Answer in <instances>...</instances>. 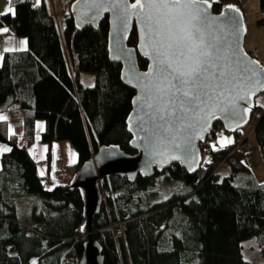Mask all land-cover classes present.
Here are the masks:
<instances>
[{
	"label": "trees",
	"instance_id": "obj_1",
	"mask_svg": "<svg viewBox=\"0 0 264 264\" xmlns=\"http://www.w3.org/2000/svg\"><path fill=\"white\" fill-rule=\"evenodd\" d=\"M11 5L13 15H1L0 26L25 38L27 50L6 53L0 67V111L12 103L23 111L21 138L0 122V142L10 149L0 154V264H78L88 234L100 244L104 264H251L242 253L248 239L264 254V187L234 183V174L245 169L232 156L237 144L210 151L191 174L177 165L168 168L161 175L180 180L182 188L163 203L147 206L141 199L160 174L100 181L102 205L90 223L79 192L68 188L72 176L45 187L27 151L35 122L44 121L40 141L49 149L71 144L75 172L102 146L135 153L126 125L135 92L121 82V65L108 57L107 17L96 29H77L69 12L59 26L46 0ZM212 5L218 12L224 5L238 6V0ZM260 6L264 21V0ZM127 45H137L134 28ZM137 64L147 67L140 57ZM82 73L94 76L92 86L81 82ZM253 134L264 162V110ZM217 162L230 165L232 173L221 177ZM120 223L125 230L117 244L111 226L117 230Z\"/></svg>",
	"mask_w": 264,
	"mask_h": 264
},
{
	"label": "water",
	"instance_id": "obj_2",
	"mask_svg": "<svg viewBox=\"0 0 264 264\" xmlns=\"http://www.w3.org/2000/svg\"><path fill=\"white\" fill-rule=\"evenodd\" d=\"M133 3L135 0H127L129 6ZM127 12L130 16L125 21L124 5L115 6V0H74L69 7L77 29L85 26L96 29L105 17L108 18V57L121 65V82L135 92L126 119L127 131L132 137L129 145L135 153L127 154L117 145L102 146L70 179L68 188L79 192L87 223L100 213V181L119 177L133 182L138 176L151 178L162 174L172 165L189 174L195 172L202 162L201 146L214 126L220 124L228 133L243 128L255 109V98L264 93V87L258 85L255 78L247 79L251 72L245 70L257 67L253 61L258 62L260 68L264 65L244 48L246 28L238 6L224 5L214 12L212 3L198 0L197 7L154 11L152 25L156 27L158 19L166 34L171 30V39L164 40L163 46L155 34L151 39L145 35V20L138 16L145 17L147 9L141 12L129 7ZM133 28L137 45L130 47L127 41ZM190 31L197 37L196 43L203 35V50L209 53L204 58L210 65L205 81L208 91L211 92L216 83L213 74L219 77L223 72L222 79L230 83L222 90V95H216L202 111L185 114L180 108V99L165 107L167 97L161 99L157 91L170 69L166 63L159 62L166 56L160 55L157 59L156 50L166 52L170 59L177 45H192V40L188 39ZM138 57L147 61L145 70L139 69ZM78 264H104L101 246L89 234Z\"/></svg>",
	"mask_w": 264,
	"mask_h": 264
},
{
	"label": "rangeland",
	"instance_id": "obj_3",
	"mask_svg": "<svg viewBox=\"0 0 264 264\" xmlns=\"http://www.w3.org/2000/svg\"><path fill=\"white\" fill-rule=\"evenodd\" d=\"M207 1L214 3L220 0ZM54 2V7L48 2L49 10H52L58 22H62L63 17L56 12V1L54 0ZM238 7L243 15L246 28L244 48L251 52L252 55L254 54L255 56H251L264 65V21L260 0H238ZM53 8L55 11H53ZM81 82L86 86H92L94 84V76L89 73H82ZM261 115L262 109L260 107L255 108L251 113L248 123L236 133H228L220 124H217L214 128L213 137L207 141V145L202 151L201 156L203 159H206L210 151L237 144L232 156L236 162L245 165V169L234 174V183L236 185L264 187V162L253 134L254 126ZM227 141H231V143H227ZM222 144L224 146H221ZM76 161L77 154L70 143L61 142L53 144L52 170L54 177H57L61 173V167L65 169V172L73 175L74 169L72 164L76 163ZM217 168L221 177L229 176L232 173L231 167L227 163L219 165L217 162L214 164V169ZM152 183V186L141 195V199L147 206L165 202L174 192L182 188L180 180L169 179L161 174L155 176ZM47 185L49 189L54 187V184L51 186L48 183ZM242 252L244 258L251 264L264 263V254L254 239L242 242Z\"/></svg>",
	"mask_w": 264,
	"mask_h": 264
},
{
	"label": "snow or ice",
	"instance_id": "obj_4",
	"mask_svg": "<svg viewBox=\"0 0 264 264\" xmlns=\"http://www.w3.org/2000/svg\"><path fill=\"white\" fill-rule=\"evenodd\" d=\"M120 4L124 5L125 9V21L129 18L130 13L127 9L131 7L132 9H140L144 12L147 9L145 17H139V19L145 20L144 27L146 28V37L151 39L152 35L155 34L159 38V42L163 46V41L166 39H171V30H168L166 34L164 29L160 26V22L156 20V27L152 25L153 12H159L163 9H172L180 6H198V0H135V3L130 6L127 4V0H115V6L119 7ZM3 31L7 32V29ZM200 30L197 28L196 32ZM188 39L192 40L191 46H179L175 51L171 52V58L168 59V54L166 52L157 51V59L160 55H165L166 59L159 61L160 63H166L167 68L170 69L161 85L158 86L157 91L160 94L161 99L167 97L168 104H175L176 99H180V108L185 114L188 112H198L202 111L204 107L211 104L212 100L216 95H222V90L227 87L230 81L222 79L224 73L221 72L219 77L213 74V79L216 80L212 91H208V85L205 83L207 79V74L210 65L204 59L209 53L203 50L204 38L201 34L199 36V43H196L197 37L190 31L188 33ZM172 45L169 44L168 48L171 49ZM156 61L154 60V63ZM256 64V69H246L245 71L251 72V76L247 79L255 78V82L264 87V68H260L258 62L253 61ZM245 77H241L244 79ZM220 90V91H217ZM151 107V105H149ZM235 113H233L234 115ZM231 143V141H227ZM221 146H224L223 144ZM215 147V146H213ZM4 151H9L10 149L4 148Z\"/></svg>",
	"mask_w": 264,
	"mask_h": 264
},
{
	"label": "crops",
	"instance_id": "obj_5",
	"mask_svg": "<svg viewBox=\"0 0 264 264\" xmlns=\"http://www.w3.org/2000/svg\"><path fill=\"white\" fill-rule=\"evenodd\" d=\"M46 1L47 4L48 2H50L51 6L54 7V3H55L54 0H46ZM55 1H56V8H55L56 12H58L59 13L58 15H61V17H63L64 20V15H66L69 12L71 0H55ZM55 9L53 8V11H55ZM50 12L53 14L52 10ZM13 13H14V8L11 5V0H0V16L5 14L13 15ZM63 20L62 22L57 21L58 24L60 23L59 26L63 25ZM4 29L7 28L0 26V38H3L4 40L2 50H0V67L3 65L4 56L6 53L23 52L27 50V41L25 38L16 37L11 34H8L7 32L3 31ZM255 105L257 107H260L262 110H264V94H260L255 98ZM0 122H5L7 124L9 133L14 134L19 138H21L23 135V111L20 104L12 103L7 108L0 111ZM34 128H35L34 141L28 147L27 151L29 156L34 160V162H36L38 174L39 176L43 177L45 180L46 183L45 187L47 188L49 187L47 185L48 183L51 186L52 184H54V187L66 183V181L68 180L69 177L72 176V174L65 172L64 169L63 174L62 172L60 174L57 173L59 175L57 177H54L52 170L53 144L49 149V147L46 144H43L40 141V136L45 128L44 121L37 120L35 122ZM4 148L9 149V147L6 144L0 142V154H4L8 152V151H4L3 150Z\"/></svg>",
	"mask_w": 264,
	"mask_h": 264
},
{
	"label": "built area",
	"instance_id": "obj_6",
	"mask_svg": "<svg viewBox=\"0 0 264 264\" xmlns=\"http://www.w3.org/2000/svg\"><path fill=\"white\" fill-rule=\"evenodd\" d=\"M3 44H4V40H3V38H0V50H2ZM252 56H254V55H252ZM23 145H27V144L24 142ZM219 165H223V163L221 162V163H219ZM217 169H215V170H217ZM61 172H62V174L64 173L63 168H61ZM113 227H114V225L111 226V228L113 230L114 239H115L116 243L119 244L120 241L122 240V233L125 230V225H124V223L118 224L117 230L113 229Z\"/></svg>",
	"mask_w": 264,
	"mask_h": 264
}]
</instances>
